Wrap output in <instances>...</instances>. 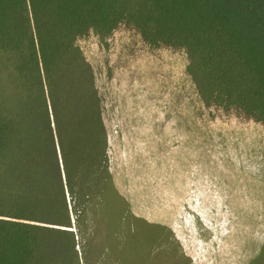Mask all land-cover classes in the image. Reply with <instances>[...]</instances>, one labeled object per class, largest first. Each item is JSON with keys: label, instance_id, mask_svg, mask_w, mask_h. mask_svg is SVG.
<instances>
[{"label": "trees", "instance_id": "16d2710c", "mask_svg": "<svg viewBox=\"0 0 264 264\" xmlns=\"http://www.w3.org/2000/svg\"><path fill=\"white\" fill-rule=\"evenodd\" d=\"M119 25L183 50L206 105L264 126V0H0V264H137L103 97L76 45ZM167 238L174 264H193ZM249 264H264V243Z\"/></svg>", "mask_w": 264, "mask_h": 264}, {"label": "rangeland", "instance_id": "374dc122", "mask_svg": "<svg viewBox=\"0 0 264 264\" xmlns=\"http://www.w3.org/2000/svg\"><path fill=\"white\" fill-rule=\"evenodd\" d=\"M76 45L103 97L110 173L142 241L137 264H174L169 233L193 264H249L264 243V126L206 105L184 51L149 46L130 27Z\"/></svg>", "mask_w": 264, "mask_h": 264}]
</instances>
